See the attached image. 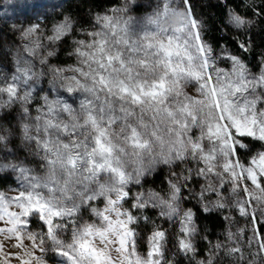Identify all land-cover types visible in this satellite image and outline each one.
I'll use <instances>...</instances> for the list:
<instances>
[{
    "label": "clouds",
    "instance_id": "clouds-1",
    "mask_svg": "<svg viewBox=\"0 0 264 264\" xmlns=\"http://www.w3.org/2000/svg\"><path fill=\"white\" fill-rule=\"evenodd\" d=\"M264 0H0V264H264Z\"/></svg>",
    "mask_w": 264,
    "mask_h": 264
},
{
    "label": "trees",
    "instance_id": "trees-1",
    "mask_svg": "<svg viewBox=\"0 0 264 264\" xmlns=\"http://www.w3.org/2000/svg\"><path fill=\"white\" fill-rule=\"evenodd\" d=\"M260 230H261L262 233H264V225L260 226Z\"/></svg>",
    "mask_w": 264,
    "mask_h": 264
}]
</instances>
